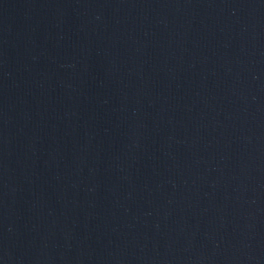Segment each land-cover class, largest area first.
<instances>
[{"label": "water", "instance_id": "obj_1", "mask_svg": "<svg viewBox=\"0 0 264 264\" xmlns=\"http://www.w3.org/2000/svg\"><path fill=\"white\" fill-rule=\"evenodd\" d=\"M0 264H264V0H0Z\"/></svg>", "mask_w": 264, "mask_h": 264}]
</instances>
